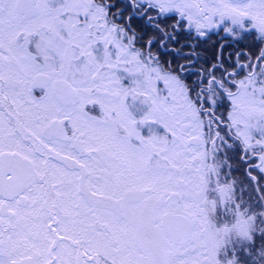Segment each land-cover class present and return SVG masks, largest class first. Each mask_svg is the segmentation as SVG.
<instances>
[{
  "label": "snow or ice",
  "instance_id": "obj_1",
  "mask_svg": "<svg viewBox=\"0 0 264 264\" xmlns=\"http://www.w3.org/2000/svg\"><path fill=\"white\" fill-rule=\"evenodd\" d=\"M0 264H264V0H0Z\"/></svg>",
  "mask_w": 264,
  "mask_h": 264
},
{
  "label": "flooded vegetation",
  "instance_id": "obj_2",
  "mask_svg": "<svg viewBox=\"0 0 264 264\" xmlns=\"http://www.w3.org/2000/svg\"><path fill=\"white\" fill-rule=\"evenodd\" d=\"M219 40V37L213 36L212 40L206 44H203L201 46V49L199 50L201 52V55H206L207 58L209 60L212 59L213 54L215 52V42ZM249 43H251V41H249ZM231 155V153H230ZM244 168L243 166L240 167V170L235 172L234 175H236L237 177H239L241 180H244L245 183H247L245 177H244ZM256 173H253V175H255Z\"/></svg>",
  "mask_w": 264,
  "mask_h": 264
}]
</instances>
